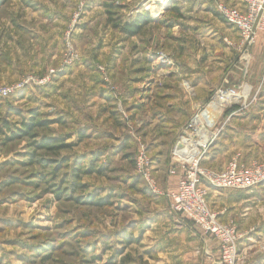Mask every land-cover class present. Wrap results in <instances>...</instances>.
<instances>
[{"label":"rangeland","instance_id":"obj_1","mask_svg":"<svg viewBox=\"0 0 264 264\" xmlns=\"http://www.w3.org/2000/svg\"><path fill=\"white\" fill-rule=\"evenodd\" d=\"M181 2L182 0H0V89L14 90L10 96L0 97L1 120L8 124L7 128L0 124V264H161L157 255L160 249H152L148 244L149 241L155 243L168 239L165 240L167 243L174 240L172 235L166 237L167 230L163 234L169 225V219L173 217L169 208V192L164 189L163 184L168 179H179L180 176L178 170L174 175L171 174V151L178 136H173L170 132L160 133L159 130L158 141L152 115L154 101L142 103L143 110L140 108L139 114L130 115L133 107L129 106V92L124 86L125 79H121L120 66L116 60L120 54L117 53L119 48L123 53L126 48L129 50L134 47L140 54L137 63L151 68L145 72L142 70L141 77L137 80L140 83L146 79L140 85L141 90L146 92H141L142 98L146 96L149 99H159L164 93H171L163 85L169 80L183 81L186 92L192 94L189 78H178L180 67L205 66L210 63L204 46L202 57H194V54L184 60L169 51L166 40L173 36L175 20L181 17ZM108 6L114 7L111 11L113 19L120 23H130L143 13H148L153 23L140 35L134 36L135 39L128 38L118 28L107 25ZM24 40L26 43L23 49L21 41ZM233 44L234 48L226 46L233 51L230 52L228 63L219 67L222 73H225L226 67H231L236 70L237 78L241 79L232 86L223 82L222 74L218 79H211V65H208L206 80L214 85L186 119L191 117L198 105L209 102L217 90L230 88L239 94L237 87L245 85L247 88L243 92L250 97L257 92L258 97L262 95L264 74L256 87L248 86L246 78L251 60L248 64L243 63L236 48L237 40ZM122 58H130V54L125 57L123 55ZM76 69L79 70L76 82L84 83L91 78L89 84L96 82L104 88L102 90L107 96V117H101L93 109L98 102H93L97 95H90L87 89L80 87L85 89L82 94L86 92L85 97H89L87 120L92 127L87 128L86 144L79 146L68 142L70 133H66L67 136L64 137L57 136L63 129L55 125L53 117L56 114L45 116L43 113H56L58 100L66 98L70 102H76L71 98L80 89L72 88L74 84L69 82V78L63 79L61 86L66 84L68 91L65 89V93H56L58 100L49 101L47 96L42 95L43 90L50 87L56 78L64 76L68 70L73 72ZM72 72L69 71L67 75L71 76ZM174 76L176 79L172 78ZM74 98L80 101V96ZM243 102L241 99L232 109H240ZM35 106L38 107L33 109ZM251 107L252 105L243 111H250ZM29 110H36L43 120L50 123L47 130H39L40 136L62 138L67 144L74 146L70 151L61 152L59 157L69 159L70 165L80 156L87 161L95 158V166L103 174L82 177L80 183L85 191L81 190L77 194L109 198L110 206L97 209L78 205L69 199L56 200L49 191V185L40 180L43 172L46 174L54 167L49 161L53 159L44 160L47 166L45 171L38 162L28 166L29 154L34 153L31 141L21 140L17 136L21 122L29 117ZM113 114H117V120L112 117ZM222 116L219 122L225 125L221 134L227 124L226 121L221 122ZM107 120L110 126L105 123ZM72 125L75 126V123ZM260 126L264 129V121L255 123L252 120L245 127L251 130ZM106 131L108 133L105 135L103 132ZM156 142L161 146L158 151L153 149ZM141 147L146 159L144 168L154 181L156 194L147 188L137 168ZM219 149L215 163H228V149ZM261 153H264V146ZM128 154L130 157H127ZM38 156L50 158L49 154L36 152L37 161ZM153 157H157L159 162L154 163ZM68 172L62 171L60 178ZM70 180L71 178L68 182ZM59 183L57 181L56 184ZM66 196L79 198L71 192ZM229 221L235 224L233 219ZM204 237L208 243L201 251L202 264H212L215 239ZM126 240L130 243H126ZM219 253L220 251L215 256L216 259L219 258Z\"/></svg>","mask_w":264,"mask_h":264},{"label":"crops","instance_id":"obj_2","mask_svg":"<svg viewBox=\"0 0 264 264\" xmlns=\"http://www.w3.org/2000/svg\"><path fill=\"white\" fill-rule=\"evenodd\" d=\"M219 1L228 6L239 9H242L243 7L241 0ZM181 3V17L175 20V25L172 29L173 36H170L169 39L166 40V42H168L167 46L170 49L169 51H172V54L179 59L184 60L186 57L193 56L194 54V57H196V55L202 57V47L204 46L206 47V55L210 63L205 66L194 65L188 67L182 65V67H180L178 78H189V85L192 87V94L186 92V85L183 81L169 80L163 85L168 91L171 90V93L166 92L159 99H149L146 96L142 98L141 92L143 93L144 91L141 90L140 85L142 86V83L144 81L146 82V79L141 80L140 83L137 80L140 79L142 70L145 72V70L151 68H148L149 66L146 64L143 66L142 63H137V58L140 57V54L136 48L133 47L134 49L132 48L129 50L126 48L123 53L122 50L120 51V48L117 51V53L120 54L118 55L116 62L120 66L121 79H125L124 86H126L127 92H129V106L131 108L133 107L130 111V115L139 114L140 108L143 110L142 103L150 100L152 102L154 101L155 107L152 115L154 116L153 123L158 141H160L159 130H161L160 133L167 134L170 132L171 135L178 136L181 128L189 120L188 118L186 119V116L191 114L194 107L203 101L206 92H208V90L214 85L206 80L208 65H211V79H218L219 75L222 74L221 79L224 78L223 82L226 84L228 83V85L231 86L237 84L241 79L237 78L236 70L231 69V67H226V71L224 70L225 73H222L220 70L219 66L228 63V59L231 56L230 52L232 51L226 47L223 40L226 38L233 42L234 40L238 41V36L236 31L227 25L214 11L212 0H182ZM172 37L176 39H173ZM132 39L135 38L133 37ZM25 43L26 40L21 41V47L23 49L25 48ZM163 43L165 45V39H163ZM128 54H130V58H122L123 55L125 57ZM250 60L251 66L246 82L248 86H251L252 88L256 87L261 80L260 77L264 74L263 33L257 36L256 44L250 50ZM69 71L72 72L71 70H68L64 76L62 75L56 78L50 87L43 90L42 95L47 96L49 101H52L53 99L58 100L56 93L66 92V84L61 86L63 79L70 78L71 80H69V82L71 81L74 84L72 88L77 87L80 89V87H83L90 92V95H97L94 97L93 102L96 100L98 102L94 105L93 109H95L97 115L99 114L101 117H107V96L102 90L104 88L100 87L94 81H92L94 82L93 84H89L91 78L85 80L84 83L76 82L79 70L76 69L73 71L71 76L67 75L69 74ZM123 74L124 76H122ZM176 76L172 78L176 79ZM95 81H97L96 78ZM85 89H80L78 91L79 93L77 95L78 97L80 96V101L76 100L77 98H74L77 95H74L71 98L76 101L74 103L66 98L58 100V105L55 107L56 113H43L45 116L56 114L57 116L53 117L56 120L55 125L63 129V132L57 136L64 137L67 136L65 135L66 133H70L68 136V142L77 146L86 144L87 128L92 127L87 120L89 114V106L87 104L89 97H85L84 94H86V92L82 94ZM66 90L68 91V89ZM52 92L55 93L52 94ZM37 107L38 106H35L33 109H36ZM144 107L147 108L146 105ZM236 110L238 109L222 116L221 122L226 121L227 123L225 131L220 135L221 137L219 140L213 144L205 159L202 161L204 167L213 170H220L226 165L227 161L222 165L215 163V156L220 153L218 152L220 151L219 147L222 149H228L226 152L227 159H231L236 154L240 155L241 159L249 163L256 161L259 162L264 159V153H261V148L264 146V129H262L261 126L257 129L255 128L251 130L246 129L245 127L252 120L255 123L260 120L264 121V90L262 95L252 104L250 111L236 112ZM72 123H75V126L72 125ZM105 123H108L107 125L110 124L109 120H107V122L105 121ZM69 127H71V130H69ZM103 133L106 135L108 132L106 131ZM160 148L161 146L159 143L157 144V142L153 146V149L156 151ZM152 159L154 163L159 162L157 157H153ZM177 182L178 177L168 179L166 184H163L164 189L168 192L176 191ZM208 203L211 209L218 213L221 221L228 222L231 219L234 220L236 228L241 235L238 245L239 251L248 254L246 264H264V253L257 251L258 242L264 237V183L251 191L211 189L208 193ZM171 216L173 217L169 219V225L166 227L163 234H165L167 230L166 237L172 235L174 240L167 241V243L165 240L168 239H162L155 243L149 241L148 247L152 249L155 247L156 249H160L157 255L159 257L158 262L161 264H202L201 251L208 243L207 240L204 239L205 235H203L200 229L194 226L191 222L185 221L175 214ZM213 246L215 252L212 264H216L219 260V258H215L216 255L218 256L219 251V244L216 240ZM197 251H199V253ZM251 251L252 254H250Z\"/></svg>","mask_w":264,"mask_h":264},{"label":"built area","instance_id":"obj_3","mask_svg":"<svg viewBox=\"0 0 264 264\" xmlns=\"http://www.w3.org/2000/svg\"><path fill=\"white\" fill-rule=\"evenodd\" d=\"M241 1L243 7L239 9L219 0H212L214 11L236 31V48L240 52V60L248 64L250 50L255 45L257 36L264 34V0ZM223 42L227 47L234 48L232 41L225 38ZM244 86L237 87L239 94L230 88L217 90L209 102L198 105L179 133L171 151V174L174 175L178 170L180 176L176 191L168 193L169 208L173 214L199 228L203 235L218 242L220 253L216 264H245L248 254L239 251L241 235L235 224L221 221L218 213L211 209L208 203L209 190L251 191L264 183V160L245 163L240 156L235 155L220 170L202 165L225 125L219 122L222 114L231 110L241 99L244 102L236 112H242L257 100L259 92L250 97L243 92L247 88ZM12 93L13 88L0 89L2 98ZM145 161L141 147L137 168L147 188L156 194L154 181L144 168ZM258 250L264 253V237L258 242Z\"/></svg>","mask_w":264,"mask_h":264},{"label":"trees","instance_id":"obj_4","mask_svg":"<svg viewBox=\"0 0 264 264\" xmlns=\"http://www.w3.org/2000/svg\"><path fill=\"white\" fill-rule=\"evenodd\" d=\"M112 8L114 7H106V12L108 15L107 25L111 24L113 28H118V30L128 38L140 35L148 25L153 23V20L150 18L148 13H143L139 16H136L134 21L130 23H120L118 20L113 19L114 15L113 12H111ZM231 110L226 111L224 115L229 114ZM28 113L29 117L26 121L23 120L24 122H21V129L17 130L19 133L17 136L21 137V140L27 139L31 141L30 145L33 148L34 153L31 152L29 154V162H27L28 166L37 164L38 162L40 167L45 171L47 166L44 160L53 159L49 161H51L50 163H53L54 167L46 174L43 172V174L40 176V180L43 181V183H47L49 185V191L54 194L56 200L60 201L69 199L78 205L94 207L97 209L110 206L109 198L101 199L100 197L91 194H88L86 197H84L80 196L81 194H77V192L81 190L85 191V187L80 183L82 177L94 174L101 176L103 174L102 170H99L95 166V158L87 161L83 158V156H80L77 159L75 158L73 165H70L69 159L61 158L59 155L61 152L72 150L74 146L67 144L66 140L62 138L40 136L39 130H47L50 123L43 120L36 110H29ZM112 117L117 120V114H113ZM0 124L3 126V128L8 127V124L1 120V113ZM1 134L2 129L0 128V135ZM36 152H44L45 154H49L50 156L48 157L50 158H45L47 156H38L39 161H37L35 159ZM52 157H55L56 159ZM127 157H130V155ZM62 171L69 172L66 174V176L60 178L61 176L59 174ZM69 178H71L70 182H68ZM57 181L60 183L56 184ZM68 192L73 193V195L76 197L79 196V198L67 197L66 194ZM126 243H130L129 240H126Z\"/></svg>","mask_w":264,"mask_h":264}]
</instances>
